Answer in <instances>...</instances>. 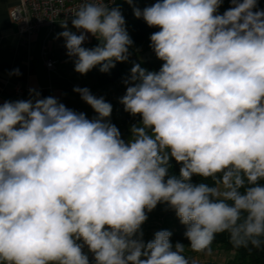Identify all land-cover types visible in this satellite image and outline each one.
Listing matches in <instances>:
<instances>
[{
    "label": "clouds",
    "instance_id": "9594fccd",
    "mask_svg": "<svg viewBox=\"0 0 264 264\" xmlns=\"http://www.w3.org/2000/svg\"><path fill=\"white\" fill-rule=\"evenodd\" d=\"M115 2L81 0L77 31L61 23L76 72L128 61L133 41ZM124 2L159 29L150 47L163 61L159 71L134 64L123 81L119 102L141 117L128 140L109 120L112 105L86 87L74 91L93 119L32 89L0 103V264H199L168 230L144 241L161 203L194 253L210 255L225 232L235 248H264V9L257 0H230L222 14L224 0ZM87 34L97 46H83Z\"/></svg>",
    "mask_w": 264,
    "mask_h": 264
},
{
    "label": "crops",
    "instance_id": "0c3cea01",
    "mask_svg": "<svg viewBox=\"0 0 264 264\" xmlns=\"http://www.w3.org/2000/svg\"><path fill=\"white\" fill-rule=\"evenodd\" d=\"M19 4L20 0H0V103L27 100L30 98L29 91L32 89L38 91L42 98L55 97L67 108L77 113H85L88 119H93L96 113L81 99L74 88L86 87L93 95L98 98L104 97L110 104L116 100V97L125 94L124 83L97 91L92 83L85 81L82 74L74 70V60L66 54L65 41L62 37L58 38V34L65 30L61 27L63 21L58 22L52 32L49 28H43L32 37L21 35L18 25L11 20L10 15L11 10ZM124 18L127 21L128 18L133 17L126 14ZM67 21L68 27L74 32L77 31L73 28L71 20ZM98 43L94 36L87 34L83 46L92 48ZM44 46L48 48L52 58L58 62L57 70L52 75L48 74L43 64ZM14 69H19L20 75H10ZM130 129L125 136H121L123 139L128 140L131 137ZM228 255L233 257L232 254ZM89 258L92 259L91 254Z\"/></svg>",
    "mask_w": 264,
    "mask_h": 264
},
{
    "label": "trees",
    "instance_id": "16d2710c",
    "mask_svg": "<svg viewBox=\"0 0 264 264\" xmlns=\"http://www.w3.org/2000/svg\"><path fill=\"white\" fill-rule=\"evenodd\" d=\"M156 0H142L141 9L150 6ZM257 8L264 9V0H257ZM126 29L133 41V45L129 48V59L126 62H117L116 66L108 72H101L100 66H96L91 71L83 74L82 77L94 85L98 90H104L109 86L123 84L130 73L134 64H139L140 67L147 71H159L163 61L156 57L155 52L150 47V35L158 31V28L149 27L142 18H128L126 21ZM141 120L139 115L129 116L123 120V127L128 131L133 124H137ZM181 165L176 163L174 159L170 161L169 174H179ZM193 183L207 182L211 184V180L205 181L201 177L194 176ZM160 230H168L172 233L171 242L173 245L177 242L183 243L186 251L190 249L187 247L189 241L185 238L184 233L186 228L182 225L176 217L175 212L168 208L167 204H158L157 207L148 213V219L144 228L143 234L150 233V241L154 238V233ZM212 249H217L226 254H232L233 259L230 264H264V248H235L230 242L228 233L218 234L213 242Z\"/></svg>",
    "mask_w": 264,
    "mask_h": 264
},
{
    "label": "built area",
    "instance_id": "2783aa9c",
    "mask_svg": "<svg viewBox=\"0 0 264 264\" xmlns=\"http://www.w3.org/2000/svg\"><path fill=\"white\" fill-rule=\"evenodd\" d=\"M80 3L81 0H20V4L11 10V20L18 25L21 35L32 37L43 28L52 32L58 22L71 20ZM42 59L48 74L52 75L58 62L46 46L43 47Z\"/></svg>",
    "mask_w": 264,
    "mask_h": 264
},
{
    "label": "rangeland",
    "instance_id": "374dc122",
    "mask_svg": "<svg viewBox=\"0 0 264 264\" xmlns=\"http://www.w3.org/2000/svg\"><path fill=\"white\" fill-rule=\"evenodd\" d=\"M142 0H136V6L141 7ZM230 0H224L223 4L219 8V13L222 14L226 9L231 7ZM113 7H119L123 16L127 14L129 17L135 18L133 14V8L128 3L124 2V0H117V2L113 5ZM120 97H116L113 101L112 105V113L113 114L109 120L112 124L116 125V127L120 130L121 136H125L126 129L123 127V120L129 116H132L130 113L124 110V106L119 102ZM140 121L137 122V124ZM131 136V132H130ZM127 140V138H124ZM144 228V226L142 225ZM150 232V231H149ZM148 231L143 234V239L146 242L150 238V233ZM185 255L190 259H196L199 263H209V264H230V261L234 257H230V255L223 253L217 249H212L210 255L198 254L194 253L191 250L186 251Z\"/></svg>",
    "mask_w": 264,
    "mask_h": 264
}]
</instances>
